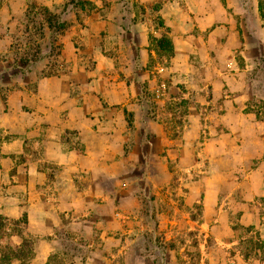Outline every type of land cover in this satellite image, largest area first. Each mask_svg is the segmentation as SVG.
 I'll return each mask as SVG.
<instances>
[{
    "label": "rangeland",
    "instance_id": "1",
    "mask_svg": "<svg viewBox=\"0 0 264 264\" xmlns=\"http://www.w3.org/2000/svg\"><path fill=\"white\" fill-rule=\"evenodd\" d=\"M259 1L0 0L10 264H264Z\"/></svg>",
    "mask_w": 264,
    "mask_h": 264
},
{
    "label": "trees",
    "instance_id": "2",
    "mask_svg": "<svg viewBox=\"0 0 264 264\" xmlns=\"http://www.w3.org/2000/svg\"><path fill=\"white\" fill-rule=\"evenodd\" d=\"M258 10L262 18H264V4L263 1L260 0L258 2ZM162 41L169 47V51H172V44L171 41L166 38L162 37ZM3 217L0 215V238L4 235L2 231L4 230V223L2 222ZM18 234L20 232L18 231ZM23 245H19L16 248H10L9 246H5L6 249H3L0 254V264H10L11 260L13 258H18L20 259L21 263H24V257L27 255L26 254V249L22 247Z\"/></svg>",
    "mask_w": 264,
    "mask_h": 264
}]
</instances>
